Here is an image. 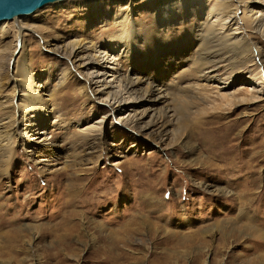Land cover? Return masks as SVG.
I'll use <instances>...</instances> for the list:
<instances>
[{
  "label": "rangeland",
  "instance_id": "374dc122",
  "mask_svg": "<svg viewBox=\"0 0 264 264\" xmlns=\"http://www.w3.org/2000/svg\"><path fill=\"white\" fill-rule=\"evenodd\" d=\"M219 2L66 0L0 22L14 37L18 23L36 17L38 33L23 34V64L36 83L42 82L44 95L52 94L55 106L39 130L47 147L20 143L0 157V264H241L243 257L264 254V102H247L255 85L238 68L225 69L228 87V82L207 83L199 64L208 57L196 39L195 11L199 5L220 10ZM170 5L178 18L172 32L158 39L160 61L153 60L154 46L137 65L128 60L129 52L118 61L117 74L109 70L104 77L142 78L138 94L162 81L168 100L156 108L166 114L165 142L138 140L120 124L111 128V120L102 140L93 142L84 130L105 116L106 105L86 96V69L73 70L66 58L43 47L39 35L61 37L54 41L60 51L78 39L108 52L128 23L122 16L143 23L145 30L153 16L157 26L156 9ZM238 14L245 16L244 10ZM248 37L246 59L254 61L261 52L257 67L264 71V27L249 30ZM12 42L0 38V128H12L10 110L21 102L11 84L19 55L8 71ZM246 59L235 63L241 66ZM237 100L245 104L230 105ZM150 106L144 102L138 111ZM187 112L191 129L184 127ZM129 115H135L133 108L116 117ZM196 119L213 124L195 132ZM232 124L236 130L229 134L225 130Z\"/></svg>",
  "mask_w": 264,
  "mask_h": 264
},
{
  "label": "bare ground",
  "instance_id": "6f19581e",
  "mask_svg": "<svg viewBox=\"0 0 264 264\" xmlns=\"http://www.w3.org/2000/svg\"><path fill=\"white\" fill-rule=\"evenodd\" d=\"M219 3L221 5L220 10H217L216 8L206 9V7L199 5V9H197L198 11H195L197 14L196 18L199 21L196 39L201 43L200 45L202 47H206L205 55L208 57V60L199 61V64L204 71V77L206 78L207 83L219 82V84H222L230 80V73H227L228 71H225V69L238 68V70L243 72L245 80L251 81L250 84L255 85V88L248 91L249 93L251 92V94L247 102L251 105L264 102V71L259 70V67H257L258 63L261 62L263 54L257 52L254 61L246 59V56H250L251 54L249 50L248 31L251 30L253 33H258L264 27V0H220ZM173 6H166L163 10L156 9L154 15L157 16V26L154 25L153 16V23L147 22L146 24L149 29L145 30L143 29L145 26L143 23H140L139 21H129L128 15L122 16L124 17V20L128 21V23L124 27V30L121 31L120 35L115 37V41H113L112 46H110L111 50L108 52H102L101 48H96L94 45L83 44L82 41L78 39L65 45L64 49L60 51L59 49L56 50L57 43L54 42L57 37H51L47 40L46 37L44 38V36L42 37V35H39V42L42 43L43 47L58 54V56L61 55L66 58V61L73 66V70L81 73V69H86V96L89 99L98 100L106 105L107 110L105 116L97 122L94 127L84 130V133H87L86 137H91L93 142L102 140L103 126L108 120H111V128L117 129V126L120 124L125 130H127V132L129 131L130 133H133L138 140H150L161 146L165 142V136L167 135L166 129L168 128L166 127V114L159 112L156 108L159 104H165L168 100V93L166 89L163 88L162 81L156 84L155 87H150L141 94H138V87L143 80L142 78L138 77L137 79H131L128 76H120L111 81H107L104 77L109 70L117 74L115 68L118 66V61L120 59H128L129 52L130 59L128 60H131L132 62L134 61L133 63L137 65L140 55L145 51L148 52L149 48L154 46L152 49L154 50L152 53L153 60L157 62L160 61L162 50H156L157 46L161 44L158 39L163 37V33L170 34L172 32L171 23L178 18L176 15L178 10L175 7L173 8ZM128 7H131V5L128 4ZM193 7H196V5ZM95 9L96 10L94 11L97 15L99 10L97 8ZM239 10H244L245 16L243 19L238 14ZM180 19L182 18H179V20ZM28 20L27 23L17 24V30H15L16 34L14 37L11 36L13 30L5 28L0 29L1 39L3 38L5 40L12 37L14 40V42H12L14 44V49L11 51L8 60L9 72L13 67L12 62L15 60L14 58L18 55L20 56L16 68L14 69L16 70V75L14 73L15 78H12L11 84L13 85V89L16 88V90H18L19 97L21 98V102L16 103L12 108L14 110H10L14 118L13 122H11L12 128H9V126L2 128L3 126H1V128L5 130L3 131V134H1L0 139V157L6 156L10 153L13 146L19 145L20 143H22L23 146H29L33 143L39 144L43 147L49 145L45 138V132L39 130L43 126L41 121L44 118V114L46 112L54 111L55 106L51 102L53 98L52 94L44 95V91L41 90V88L44 87L42 82L40 84L36 83L34 76L23 64L25 63V61L23 62V56L26 49L23 48L25 45L24 43L26 42L25 35L23 34L24 32L38 33L36 30L38 29L36 17L32 16ZM102 21L104 24L106 23L105 20ZM246 21L249 22V25L247 22V27H244ZM141 32H143V34H141ZM60 38L61 37L56 39V41L59 42ZM154 40L159 41L157 45L152 44L147 47H141L151 44ZM18 42L19 44L17 46H20L19 50H17V48L15 49L16 43ZM136 49H138V51H136ZM109 53L118 55L114 56ZM242 58H245L247 61H243L241 66H237L235 62L243 60ZM161 62L164 61L161 60ZM69 69H71V67H69ZM68 71L69 70H67V72ZM165 71L167 70L164 69L161 72V75H164L163 73ZM67 72H65V76L67 75ZM113 76L114 75H111L109 77L113 78ZM59 81L63 82L62 78L59 79ZM227 84H229L228 87L231 85L230 82ZM16 94L14 91V97ZM44 96H48L49 99H45ZM230 100L231 99L228 98L227 101ZM234 100L236 99L234 98ZM237 101H234L233 104H227L237 106L238 103H242V100ZM144 102L150 103L151 106L149 109L138 111L140 106H143ZM129 107L133 108L135 115H132L133 117L129 115L126 118L121 117L117 119L118 116L116 117V115L125 109L129 110ZM190 117L191 113L188 112L186 113V116H184L185 128L191 129V126L189 127L187 125V121H190ZM148 118L149 120L147 121ZM115 119H117V122H115ZM199 122L200 123L198 124L197 120V123L195 124L196 127L193 124L195 132H199L203 129V126L206 123ZM212 124V122L208 123L207 121L205 125L210 126ZM22 125L25 127L23 130H20L19 128ZM236 126L237 124H232L228 126L225 131L229 134L233 133L236 130ZM221 129L222 126L218 127L219 133L223 132ZM29 133H32L31 136H34V138H30L28 136ZM87 169H90V167ZM44 173L45 171H42V174ZM248 230L253 231V227H249ZM255 234H257V229ZM262 234L260 233V235ZM244 262H248L249 264H264V254L262 256L260 254L255 255L251 259L243 257L241 259V264Z\"/></svg>",
  "mask_w": 264,
  "mask_h": 264
},
{
  "label": "water",
  "instance_id": "95a60500",
  "mask_svg": "<svg viewBox=\"0 0 264 264\" xmlns=\"http://www.w3.org/2000/svg\"><path fill=\"white\" fill-rule=\"evenodd\" d=\"M66 0H0V22L28 16L47 5Z\"/></svg>",
  "mask_w": 264,
  "mask_h": 264
}]
</instances>
